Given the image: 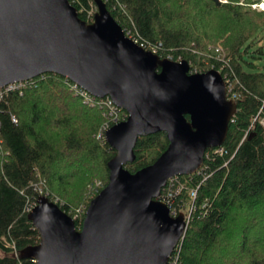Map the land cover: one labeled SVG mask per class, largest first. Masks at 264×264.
I'll use <instances>...</instances> for the list:
<instances>
[{
  "label": "trees",
  "instance_id": "1",
  "mask_svg": "<svg viewBox=\"0 0 264 264\" xmlns=\"http://www.w3.org/2000/svg\"><path fill=\"white\" fill-rule=\"evenodd\" d=\"M69 1L92 23L95 0ZM103 1L145 49L189 61L192 73L220 70L237 103L223 153L208 148L200 171L172 178L162 191L165 201L169 188L182 186L168 203L180 213L190 208V190L198 189L169 264H264V127L258 121L264 117V65L256 64L264 56V45L256 48L264 10L253 8L261 0ZM27 84L0 100V264H36L21 254L40 243L29 214L42 195L76 216L80 229L90 202L109 182L108 163L116 155L100 135L115 122L105 108L85 103L73 89L77 83L45 73ZM126 118L123 109L119 121ZM168 146L163 131L140 137L126 168L135 173L153 164Z\"/></svg>",
  "mask_w": 264,
  "mask_h": 264
},
{
  "label": "water",
  "instance_id": "2",
  "mask_svg": "<svg viewBox=\"0 0 264 264\" xmlns=\"http://www.w3.org/2000/svg\"><path fill=\"white\" fill-rule=\"evenodd\" d=\"M95 1L98 12L88 23L69 0H0V87L60 74L127 112L106 132L116 150L109 182L81 228L42 195L29 214L40 243L21 257L36 264H169L188 222L160 199L162 191L172 178L197 173L207 149L224 144L237 103L220 70L192 73L189 61L145 49L103 0ZM161 131L166 151L135 173L127 169L139 138Z\"/></svg>",
  "mask_w": 264,
  "mask_h": 264
},
{
  "label": "built area",
  "instance_id": "3",
  "mask_svg": "<svg viewBox=\"0 0 264 264\" xmlns=\"http://www.w3.org/2000/svg\"><path fill=\"white\" fill-rule=\"evenodd\" d=\"M219 2H228L229 0H218ZM253 8L254 9H258V10H264V0H261L259 3H254L253 4ZM97 13V10L92 9L89 11V16L88 18L91 20V22H94L95 19V15ZM130 38H132L135 42H137L139 45H141L142 47L146 48V45L144 43H140L139 40H137L136 38L132 37V35H130V32L127 33ZM151 51H153L154 53H157V49L156 47H152L150 48ZM31 80V79H30ZM29 80H24V81H19V82H14V83H10L4 87H0V100L3 98L4 93L9 91V90H16V89H21L25 86H27V82ZM227 84V82H226ZM228 87V85H227ZM73 89H75V92L77 94H79L80 96H82L85 100L86 104H90V105H99L101 108H105L106 112L108 113V118H110L112 121H114L115 123L119 122V118H120V113H121V109L111 97H104V98H100L98 99L97 97H95L93 94H91L89 91H87L86 89H84L83 87H80L78 84L73 85ZM229 91V88H228ZM14 121H16V119L14 118ZM258 121L263 125L264 127V117H259ZM111 127V125L109 123H107L104 127L103 130L101 132V136L103 135L106 136V132L107 130ZM221 146L215 148V150L219 153H223V149L220 148ZM200 171V170H199ZM182 186H177L176 188H169L168 192L165 194V201L167 204L171 201V199L173 197H175L178 193H180L182 191ZM198 195V189L197 188H193L190 190V196L192 198V202L190 205V210H187L188 212V219L190 220L191 217V213L194 209V200L196 199ZM174 215H178L179 213L177 212H173ZM4 241L7 242L4 238ZM8 243V242H7ZM9 245V243H8Z\"/></svg>",
  "mask_w": 264,
  "mask_h": 264
},
{
  "label": "rangeland",
  "instance_id": "4",
  "mask_svg": "<svg viewBox=\"0 0 264 264\" xmlns=\"http://www.w3.org/2000/svg\"><path fill=\"white\" fill-rule=\"evenodd\" d=\"M258 10V9H257ZM260 37L262 38V43L260 44V45H257V47L256 48H259L260 46H262V45H264V31L260 34ZM256 64L257 65H260V66H263L264 65V56H263V58L261 59V60H257L256 61ZM190 210V209H189ZM183 213H185V215H186V219H187V222H188V224H189V219H188V212L187 211H182ZM75 219L77 218L76 216L74 217ZM188 227V226H187ZM186 232H187V230H186ZM186 234V233H185Z\"/></svg>",
  "mask_w": 264,
  "mask_h": 264
}]
</instances>
